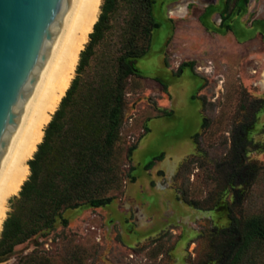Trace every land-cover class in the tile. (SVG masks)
Segmentation results:
<instances>
[{"label":"rangeland","instance_id":"374dc122","mask_svg":"<svg viewBox=\"0 0 264 264\" xmlns=\"http://www.w3.org/2000/svg\"><path fill=\"white\" fill-rule=\"evenodd\" d=\"M196 1L154 0L150 34L145 12L119 2L81 89L129 43L146 49L127 57L122 83V183L102 206L63 210L0 264H225L231 216L264 219V0ZM240 264H264V242Z\"/></svg>","mask_w":264,"mask_h":264},{"label":"trees","instance_id":"16d2710c","mask_svg":"<svg viewBox=\"0 0 264 264\" xmlns=\"http://www.w3.org/2000/svg\"><path fill=\"white\" fill-rule=\"evenodd\" d=\"M120 1L102 0L97 20L88 34L89 41L79 52L76 76L43 128L33 157L27 161L29 173L18 196L8 199L11 211L6 212L1 225L0 259L16 245L51 227L63 210L108 203L113 199L109 192L122 183L123 174L114 162L124 116L122 83L134 73L127 57L140 56L146 49L135 52L129 43L130 50L118 57L117 67L106 71L98 85L81 89V73L89 65L95 45L110 28V16ZM124 1L145 12L150 23L145 33L150 34V27L157 26L151 12L154 0ZM225 231L230 234L226 244L230 254L225 264H240L255 242H264V219L252 216L241 222L231 216Z\"/></svg>","mask_w":264,"mask_h":264},{"label":"water","instance_id":"95a60500","mask_svg":"<svg viewBox=\"0 0 264 264\" xmlns=\"http://www.w3.org/2000/svg\"><path fill=\"white\" fill-rule=\"evenodd\" d=\"M85 1L0 0V192Z\"/></svg>","mask_w":264,"mask_h":264},{"label":"bare ground","instance_id":"6f19581e","mask_svg":"<svg viewBox=\"0 0 264 264\" xmlns=\"http://www.w3.org/2000/svg\"><path fill=\"white\" fill-rule=\"evenodd\" d=\"M101 2L102 0L85 1L84 7L58 62L27 136L0 192V230L3 219L6 216L8 199L10 196L17 194L20 185L29 173L27 161L32 157L33 151L38 142L41 141L43 128L50 120L52 113L57 108L62 96L70 84L72 74L78 61L79 52L87 41L88 34L92 30V26L97 19ZM171 169L172 165H169V172H171ZM145 205H141V207L145 208Z\"/></svg>","mask_w":264,"mask_h":264},{"label":"crops","instance_id":"0c3cea01","mask_svg":"<svg viewBox=\"0 0 264 264\" xmlns=\"http://www.w3.org/2000/svg\"><path fill=\"white\" fill-rule=\"evenodd\" d=\"M194 3H198L199 5L201 4L202 5V3L203 2H199V1H196V0H192ZM216 0H210V1H207L206 2V4H203V5H209L210 3H214Z\"/></svg>","mask_w":264,"mask_h":264}]
</instances>
